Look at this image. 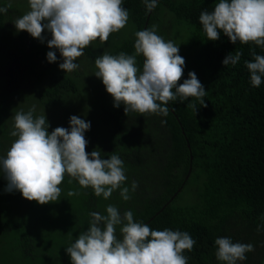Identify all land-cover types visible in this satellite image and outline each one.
Instances as JSON below:
<instances>
[{"label": "trees", "instance_id": "obj_1", "mask_svg": "<svg viewBox=\"0 0 264 264\" xmlns=\"http://www.w3.org/2000/svg\"><path fill=\"white\" fill-rule=\"evenodd\" d=\"M218 3L219 0H157L156 8L147 11L144 0H123L133 32L116 43L108 39L112 45L109 54H134L135 33L144 30L146 24L147 28L155 25L165 41L186 31L179 47L185 67L178 84L188 78L189 71H194L208 93L204 98L207 107L189 98L169 102L167 116L126 115L123 104L114 107L111 95L99 97L100 125L105 135L90 137L93 149L86 152L95 150L104 159L114 154L122 159L127 177L124 186L129 187L131 197L127 201L119 190L108 199L97 197L91 187L83 188L75 179L69 183L66 179L70 178L65 175L67 178L59 185V199L43 204L40 210L37 201H28L22 194L16 198L9 195L5 191L7 180L0 172V226L9 224L2 229L0 258L6 256L10 262L3 264L30 263L43 249L51 256L44 255L41 264H71L66 248L89 228L90 213L106 215L109 204L116 206L121 215L131 211L134 221L153 230L167 228L189 233L196 243L192 251L183 253L187 264H225L215 256L218 237L254 246V251L246 253V260L237 264L264 263V82L253 87L244 64L245 60L254 59L253 50L264 55V48L251 42L233 44L222 31L218 40H208L199 15L205 10L214 11ZM8 4L11 8L0 12V77L14 72L18 84L23 79H33L41 105L67 103L69 96L80 90L76 78L81 73L75 70L74 76L59 68L63 60L57 49L48 47L51 34L47 30L43 43L27 31L17 32L11 26L12 11L26 13L0 0V8ZM98 42H91L84 49L87 60L96 56L95 50L101 53L98 49L103 44ZM48 51L56 52V62H48ZM237 51L242 53L240 61L224 66L223 59ZM144 59L142 54L137 57L141 69ZM16 91L6 84L0 87V132L7 130L13 115L11 104L4 99ZM193 103L198 108L196 113ZM133 181L138 183L134 192ZM64 183L68 191L79 194L68 199L66 210H60L58 207L63 204L59 201L67 193ZM189 187L194 188L192 193ZM187 194L188 201H179ZM49 230L54 233L47 234ZM14 232L19 239L12 245ZM116 234L120 237L119 226Z\"/></svg>", "mask_w": 264, "mask_h": 264}, {"label": "clouds", "instance_id": "obj_2", "mask_svg": "<svg viewBox=\"0 0 264 264\" xmlns=\"http://www.w3.org/2000/svg\"><path fill=\"white\" fill-rule=\"evenodd\" d=\"M123 0H29L30 11L14 21L17 32L27 31L33 38L44 42L47 30L51 39L50 49H57L63 60L59 68L71 73L79 68L76 59L84 54L91 42L108 40L111 33L124 28L129 12ZM146 10L152 11L157 0H144ZM11 4L0 8L6 13ZM199 22L208 40H218L222 31L231 43L249 44L264 48V0H219L214 11H202ZM132 55L104 54L97 57L94 75L102 80L106 91L113 97L114 107L124 105V112L145 115L169 114V102L195 98L207 107V91L194 71L180 81L185 59L179 55V46L165 41L157 28L137 31ZM145 58L142 69L137 57ZM242 53L228 54L224 66L236 65ZM253 60H245L253 87L264 82V55L252 51ZM55 51L47 52L48 62H56ZM195 111L198 108L191 105ZM35 105L27 112L18 111L14 116L16 139L6 157L0 158V172L7 180L6 192L19 191L29 201L39 204L55 202L61 194L65 175L78 181L83 188L91 187L97 197H111L116 190L127 201L130 189L124 162L118 155L104 159L99 151L86 152L88 141L85 132L91 123L77 115L70 116L69 128L56 127L50 133L46 115L34 118ZM165 122V121H162ZM71 179L69 183H71ZM138 183L133 181L131 191ZM69 191L68 195H78ZM107 214L90 213L89 228L79 234L66 248L71 264H187L184 251H192L196 241L187 232L170 229L153 230L143 222L134 221L133 213L121 215L118 208L109 204ZM119 226L120 237L116 234ZM260 230L258 225L257 231ZM216 259L225 264L246 260V253L254 251L252 244L234 243L229 237H218Z\"/></svg>", "mask_w": 264, "mask_h": 264}, {"label": "rangeland", "instance_id": "obj_3", "mask_svg": "<svg viewBox=\"0 0 264 264\" xmlns=\"http://www.w3.org/2000/svg\"><path fill=\"white\" fill-rule=\"evenodd\" d=\"M5 1H8L9 3L16 5L18 8L22 9V11L25 13L30 11L29 0H5ZM22 15H24L22 12L18 13V11H12L13 20L11 21V26L13 28H15L14 21L22 17ZM133 28L134 26L131 23L127 22L124 28L120 29L118 32L111 33L108 39L111 38V40H113L115 43L118 41H122L124 37L126 38V36L132 34L131 32H133ZM185 37H186V31H181L177 33L175 37H173V39H170V41H172L175 45L180 47L182 45L181 42H184ZM98 41L99 39L93 41V43L98 44L99 43ZM102 44L103 47L98 49V51L101 53H97V51L95 50L96 56H94V58H90L89 60H87L86 57L82 55L81 57H78L76 59L75 62L79 64V68L77 70L78 72L81 73V75L78 76V78H76L78 80V83L80 84V90L78 94H72L71 96H69L68 102L64 104L60 103L59 105L56 106L41 105L36 97L37 94L36 88L38 87L33 82V79L30 81H25L23 79L21 81V84H18L17 80L15 79L14 72H10V75H8V77H4V78L0 77V87H4L6 84V86L9 87L10 89L14 91L17 90L13 95H7L6 99H4L5 103L11 104L10 110L13 115H12V120H10L11 122H9L10 125H7L8 126L7 130L4 132H0V158L6 157L7 151L9 150L12 142L16 139V137H12L10 135V132L12 131V125H14V120H13V117L15 116L14 110L17 112L18 111L27 112L33 105H35V112L33 113L34 118L42 114L46 115V119L49 122V128H48L49 133L52 130H54L56 127L69 128L70 127L69 119L70 116L72 115H77L86 121H90L91 123L90 130L85 132V139L88 141V144L86 145V150L93 149L94 143L93 140L90 139V137L100 138V136L103 137L105 135V129L100 125L101 114L99 110L98 99L100 96L105 97L110 95L106 91V88L102 83V80L94 75L95 71L98 70L95 66L96 58L104 54H109V51L112 46V45L110 46V43L107 41ZM71 73L72 75L75 76L74 71ZM22 88L25 90H22ZM64 178L67 177L65 176ZM68 178L72 179L71 177ZM70 179H66V180L68 181ZM71 181L73 182V180ZM64 185L66 184L64 183ZM67 186L68 185L64 187L68 193L69 191ZM189 188L191 189L190 192L192 193L194 188L191 187ZM67 193L61 199V201H59V203L63 204L62 207H58V209L60 210L67 209L65 204L69 202L68 199L73 200L72 196L68 198ZM20 194L21 193L19 191H13L10 192L9 195H11L13 198H16L19 197ZM189 197L190 195L187 194L179 201L185 203L190 199ZM42 206L43 205H41L40 210H42ZM8 225H9L8 222H4L0 226V231H1L0 240L4 239V235H2L3 234L2 229L8 228ZM15 233L16 232L12 233L13 236L11 238L12 245H15V243L19 239L14 237V235L15 236L18 235V233L17 234ZM53 233L54 231L49 230V233L47 234L51 235ZM46 243L43 244L46 245ZM49 244H51V241L49 242ZM56 246L57 244L54 247ZM44 255L51 256V253L48 250L43 249L40 255L36 258V260H33L30 263H26V264H41L40 260L42 257H44ZM6 262H10V260L6 256H2V258H0V264Z\"/></svg>", "mask_w": 264, "mask_h": 264}, {"label": "water", "instance_id": "obj_4", "mask_svg": "<svg viewBox=\"0 0 264 264\" xmlns=\"http://www.w3.org/2000/svg\"><path fill=\"white\" fill-rule=\"evenodd\" d=\"M145 29H147V24H146V26H145ZM190 171H191V169H190Z\"/></svg>", "mask_w": 264, "mask_h": 264}]
</instances>
